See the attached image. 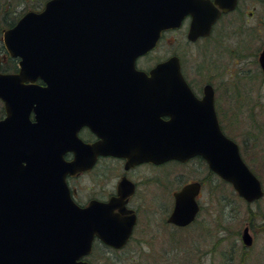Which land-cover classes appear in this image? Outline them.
Listing matches in <instances>:
<instances>
[{
  "label": "water",
  "instance_id": "obj_1",
  "mask_svg": "<svg viewBox=\"0 0 264 264\" xmlns=\"http://www.w3.org/2000/svg\"><path fill=\"white\" fill-rule=\"evenodd\" d=\"M215 2L227 11L235 0ZM220 9L209 0H49L42 11L24 14L4 31L7 52L20 60L18 72L0 71L5 109L0 118V264H89L83 257L94 237L115 248L126 243L136 215L121 197L80 206L69 196L66 174L89 168L97 152L125 155L129 164L199 155L244 200L262 197L260 179L220 127L212 84H204V94L197 97L176 54L149 73L135 65L163 30L179 27L187 14V39L208 34ZM84 47V61H68L70 50ZM258 60L264 76V47ZM70 73H122V81L130 83L124 88L138 91L130 96L153 99L149 110L170 118L161 121L157 114L148 127L134 129L136 139L96 143L92 155L85 156L91 147L73 143L74 130L60 118ZM71 149L76 157L66 160L64 153ZM200 188V181H191L174 192L168 222L186 226L194 221ZM241 240L252 244L247 225Z\"/></svg>",
  "mask_w": 264,
  "mask_h": 264
},
{
  "label": "rangeland",
  "instance_id": "obj_2",
  "mask_svg": "<svg viewBox=\"0 0 264 264\" xmlns=\"http://www.w3.org/2000/svg\"><path fill=\"white\" fill-rule=\"evenodd\" d=\"M251 6L242 4V10L220 19L207 40L189 42L187 25L164 32L157 49L142 58L139 66H150L170 52L178 55L181 71L192 88H202L205 81L211 83L219 123L238 144L243 160L258 176L264 191V77L257 60L264 45V26L259 33L252 25L260 10L249 15ZM20 9L10 7L0 14V52L5 47L3 32ZM7 64L4 61L2 66L6 68ZM180 169L182 176L178 178ZM207 169L195 159L182 167H172L177 180L160 172L159 178L170 191L155 184L141 191L138 224L127 244L114 250L95 239L85 259L89 264H264V194L248 202L231 183L207 173ZM193 179L204 183L197 197L201 206L196 219L185 227L168 225L165 220L172 191L179 182ZM79 181L82 186L87 179L81 177ZM246 225L253 239L249 246L241 240Z\"/></svg>",
  "mask_w": 264,
  "mask_h": 264
},
{
  "label": "flooded vegetation",
  "instance_id": "obj_3",
  "mask_svg": "<svg viewBox=\"0 0 264 264\" xmlns=\"http://www.w3.org/2000/svg\"><path fill=\"white\" fill-rule=\"evenodd\" d=\"M48 1L49 0H0V3L3 4L0 5V14L6 13V8L13 7L14 9H17L18 6H20L21 8L20 13L16 15L14 21H12L10 23V26H8L6 29L14 26L24 14L28 12L42 11ZM209 1L212 3L213 6L220 9L218 3H216L215 0ZM242 4H252V6L250 7V11H248L249 15L254 14V10L256 9L260 10V16L258 20L255 22V24H252L253 26H256L258 28L257 30L260 33V29L262 28V26H264V0H235V3L231 9H228L227 11H222L220 9L221 13L218 18L212 23L208 34L200 35L194 41L189 40V42H196L198 40L209 39L212 36L213 30L217 25L218 21L224 16L242 10ZM190 22L191 15L187 14L184 17L181 25H187V32L190 26ZM168 30L171 29H166L162 31L161 37L163 33ZM158 43L159 41L156 42L154 47L150 48L145 53L139 55L135 59V65L138 69H142L146 73H149V70L157 62L163 61L171 55L170 52H166L165 57L158 58V60L155 61L152 65L147 67L139 66L140 60L146 56L151 55L157 49ZM71 45L74 48L75 42H72ZM105 45H107V43H105ZM263 47L264 45L261 46V49L257 54V60ZM68 53L69 55L67 59L70 62L81 63L85 60L87 56V51L85 50V47L82 50L72 49ZM19 60L20 57L11 56L4 47L0 52V71L6 73L18 72ZM4 61L9 62L6 68L2 66V64H4ZM10 64H13V66ZM182 74L190 85V87L192 88V85L191 83H189V80L186 74L184 73L183 69ZM70 75L72 78H70L69 82L70 89L68 93V102H65L64 105L65 120L62 117H59L66 123V125H68L71 129L74 130L72 138L73 143L81 141L82 143L88 145V147H91V145L96 143L106 144L114 140V142L121 144L123 142L136 139L137 137L134 129L139 128V126L148 127L151 123H154L156 121L157 114V119L161 121H167L170 118L169 114L162 113L159 110L155 112L149 110L147 103L153 99L146 98L145 96H141L139 98H134L130 96L135 92L138 93V91L124 88V86L130 85V83H124L122 81V79L124 78L122 73H70ZM36 80L39 83H43L40 78H37ZM206 83L207 81H205L204 84ZM203 86L200 89L192 88L193 93L199 98L202 97V95L204 94ZM214 106L216 109L215 89ZM4 116L5 109L3 105L2 117ZM30 117L32 120L34 119L33 112L31 113ZM93 151L94 146H92L91 149L89 148L88 151H84L83 153L85 156L90 157ZM75 157L76 154L73 149L64 153V158L66 160H73ZM195 159H198L199 161L207 165L206 161L198 155L193 156L186 161L173 158L165 159L160 162L140 161L129 164L127 162L128 157L125 155H115L111 153L104 154L97 152L95 154L94 162L89 168L84 170H78L74 173H67L65 176V181L68 187L70 198L80 206H86L92 200L108 202L111 198L121 197L124 203V207L132 210L133 213L136 215V221L129 236V241L136 230V225L138 224V204L142 202L141 191L147 189L150 185L153 184L157 185L159 188L168 189L170 191V189L165 185L164 180L159 178L161 176L160 172H166L168 176L177 180L176 176L172 173V167H182V165H186L188 162L193 161ZM207 173L213 174L214 172H212L211 169L208 167ZM110 176L112 178H110ZM181 176L182 170L180 169L178 178H180ZM81 177L87 179L86 182H83L82 186H80L79 181ZM108 178L109 183L107 182ZM191 181H200L201 188L198 194L199 196L201 193L202 184L204 185V183H202L201 180L196 179L189 180L187 182ZM187 182H184L183 184L182 182H179L178 187L172 191V202L169 205L168 215L170 214L174 206V192L178 191L182 187V185ZM120 190L123 193H120ZM86 193H88V195ZM200 206L201 205L199 203V207ZM114 211L120 212L118 207L114 208ZM168 215L166 216V223L168 225H174L167 221ZM122 248L113 249L120 250Z\"/></svg>",
  "mask_w": 264,
  "mask_h": 264
},
{
  "label": "bare ground",
  "instance_id": "obj_4",
  "mask_svg": "<svg viewBox=\"0 0 264 264\" xmlns=\"http://www.w3.org/2000/svg\"><path fill=\"white\" fill-rule=\"evenodd\" d=\"M183 19H184V18H183ZM183 19H182V21H183ZM159 39H160V38H159ZM159 39H158V41H159ZM158 41H157V42H158Z\"/></svg>",
  "mask_w": 264,
  "mask_h": 264
},
{
  "label": "trees",
  "instance_id": "obj_5",
  "mask_svg": "<svg viewBox=\"0 0 264 264\" xmlns=\"http://www.w3.org/2000/svg\"><path fill=\"white\" fill-rule=\"evenodd\" d=\"M222 128V127H221Z\"/></svg>",
  "mask_w": 264,
  "mask_h": 264
}]
</instances>
